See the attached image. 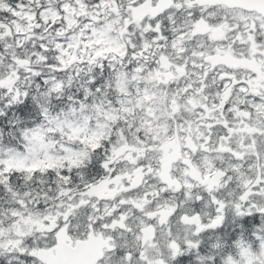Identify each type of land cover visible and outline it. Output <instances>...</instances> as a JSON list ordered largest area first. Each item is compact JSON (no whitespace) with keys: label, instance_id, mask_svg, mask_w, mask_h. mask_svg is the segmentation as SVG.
Instances as JSON below:
<instances>
[{"label":"snow or ice","instance_id":"6c2138e0","mask_svg":"<svg viewBox=\"0 0 264 264\" xmlns=\"http://www.w3.org/2000/svg\"><path fill=\"white\" fill-rule=\"evenodd\" d=\"M0 264H264V0H0Z\"/></svg>","mask_w":264,"mask_h":264}]
</instances>
